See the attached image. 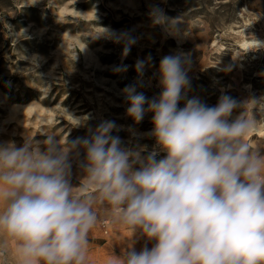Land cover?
Here are the masks:
<instances>
[{
  "label": "clouds",
  "instance_id": "9594fccd",
  "mask_svg": "<svg viewBox=\"0 0 264 264\" xmlns=\"http://www.w3.org/2000/svg\"><path fill=\"white\" fill-rule=\"evenodd\" d=\"M159 75L157 98L123 90L135 122L153 114L151 134L167 153L159 161L122 148L111 122L81 140L46 139L43 150L33 138L0 143V264H87L97 201L153 242L108 264H264V152L249 139L264 122L243 110L229 119L245 103L227 95L180 108L189 85L181 56L163 57ZM81 150L73 186L70 157Z\"/></svg>",
  "mask_w": 264,
  "mask_h": 264
},
{
  "label": "rangeland",
  "instance_id": "374dc122",
  "mask_svg": "<svg viewBox=\"0 0 264 264\" xmlns=\"http://www.w3.org/2000/svg\"><path fill=\"white\" fill-rule=\"evenodd\" d=\"M165 56L186 61L180 108L191 98L212 107L227 95L245 103L229 119L243 110L264 122V0H0V143L33 138L43 150L46 139L81 140L111 122L122 148L163 159L153 114L135 122L123 90L157 98ZM76 118L84 123L75 127ZM249 139L264 152V129ZM70 159V182L78 186L83 150ZM94 209L87 264L152 247L115 222L106 203Z\"/></svg>",
  "mask_w": 264,
  "mask_h": 264
}]
</instances>
